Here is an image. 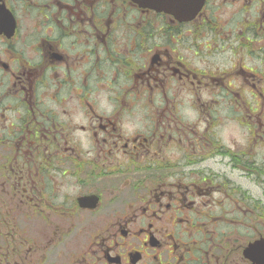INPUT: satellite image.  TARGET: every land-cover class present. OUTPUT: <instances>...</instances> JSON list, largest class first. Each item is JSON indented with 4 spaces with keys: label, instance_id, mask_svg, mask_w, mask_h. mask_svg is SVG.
<instances>
[{
    "label": "flooded vegetation",
    "instance_id": "flooded-vegetation-1",
    "mask_svg": "<svg viewBox=\"0 0 264 264\" xmlns=\"http://www.w3.org/2000/svg\"><path fill=\"white\" fill-rule=\"evenodd\" d=\"M0 264H264V0H0Z\"/></svg>",
    "mask_w": 264,
    "mask_h": 264
}]
</instances>
